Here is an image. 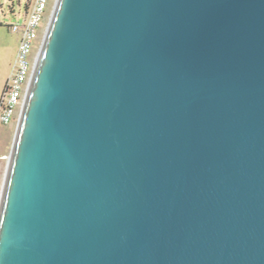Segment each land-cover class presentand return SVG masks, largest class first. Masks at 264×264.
Returning a JSON list of instances; mask_svg holds the SVG:
<instances>
[{"label": "water", "instance_id": "95a60500", "mask_svg": "<svg viewBox=\"0 0 264 264\" xmlns=\"http://www.w3.org/2000/svg\"><path fill=\"white\" fill-rule=\"evenodd\" d=\"M0 264H264V0H56Z\"/></svg>", "mask_w": 264, "mask_h": 264}, {"label": "built area", "instance_id": "2783aa9c", "mask_svg": "<svg viewBox=\"0 0 264 264\" xmlns=\"http://www.w3.org/2000/svg\"><path fill=\"white\" fill-rule=\"evenodd\" d=\"M52 0H27L23 19L8 24L19 34L15 63L0 99V124L10 125L23 104L38 55L37 40Z\"/></svg>", "mask_w": 264, "mask_h": 264}, {"label": "rangeland", "instance_id": "374dc122", "mask_svg": "<svg viewBox=\"0 0 264 264\" xmlns=\"http://www.w3.org/2000/svg\"><path fill=\"white\" fill-rule=\"evenodd\" d=\"M55 2L56 0H52L48 12V17L44 21L43 28L38 35V52L42 45L44 35L55 6ZM26 3L27 0H0V84L13 70L19 42V34L11 31L7 25L16 23L23 19ZM2 93L0 95V99ZM21 109L22 106L20 107L15 120L10 125L0 124V199Z\"/></svg>", "mask_w": 264, "mask_h": 264}, {"label": "crops", "instance_id": "0c3cea01", "mask_svg": "<svg viewBox=\"0 0 264 264\" xmlns=\"http://www.w3.org/2000/svg\"><path fill=\"white\" fill-rule=\"evenodd\" d=\"M14 63H15V61H14ZM13 67H14V65H13ZM12 71H13V70H12ZM12 71L9 73V75L7 76V78L4 79V80L2 81V83L0 84V95H1V93H2V91H3V89H4V86H5L6 82L8 81L9 77L11 76Z\"/></svg>", "mask_w": 264, "mask_h": 264}]
</instances>
